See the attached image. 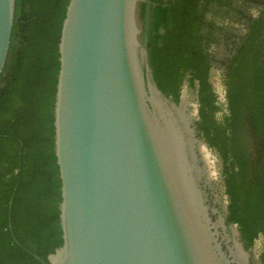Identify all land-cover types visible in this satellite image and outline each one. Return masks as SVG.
<instances>
[{
	"label": "water",
	"instance_id": "water-1",
	"mask_svg": "<svg viewBox=\"0 0 264 264\" xmlns=\"http://www.w3.org/2000/svg\"><path fill=\"white\" fill-rule=\"evenodd\" d=\"M143 1L67 7L54 110L63 245L47 264H251L205 197L182 96L176 104L154 79ZM15 8L0 0V77Z\"/></svg>",
	"mask_w": 264,
	"mask_h": 264
},
{
	"label": "trees",
	"instance_id": "trees-1",
	"mask_svg": "<svg viewBox=\"0 0 264 264\" xmlns=\"http://www.w3.org/2000/svg\"><path fill=\"white\" fill-rule=\"evenodd\" d=\"M70 1L16 0L0 77V264H47L63 245L54 110ZM138 17L158 88L176 104L186 84L197 94L195 126L220 160L227 224L252 249L264 241V0H144ZM214 46L231 50L224 105Z\"/></svg>",
	"mask_w": 264,
	"mask_h": 264
},
{
	"label": "rangeland",
	"instance_id": "rangeland-1",
	"mask_svg": "<svg viewBox=\"0 0 264 264\" xmlns=\"http://www.w3.org/2000/svg\"><path fill=\"white\" fill-rule=\"evenodd\" d=\"M241 32V31H239ZM243 32V31H242ZM214 54V76L213 81L216 88V91L219 95V104L224 105L226 103L225 96V86H224V65L225 62L229 61L231 56V50L225 49L222 46H214L213 47ZM226 66V65H225ZM184 103V106L182 104ZM198 98L196 92L192 91L189 85H184L182 90V103L180 106V113L185 118L191 122V127L195 129L196 137L207 146L208 150V160L205 162L199 153V148H196V153L198 158L195 159V165L198 170V175L200 177L202 189L205 191V197L212 208V212L215 213V220L218 221L219 218H223L226 222L227 217V196L225 194V187L223 183V179L221 177L220 171V160L217 153L209 148L206 142L200 137L197 133L196 129V121L198 120ZM208 164V165H207ZM227 233L232 237L233 229H236L238 232L239 229L235 225H227ZM222 227V226H220ZM222 229V228H220ZM240 238V237H239ZM264 241L263 238L260 237L254 247L247 251L249 258L248 261L251 264H260V255L263 251Z\"/></svg>",
	"mask_w": 264,
	"mask_h": 264
},
{
	"label": "bare ground",
	"instance_id": "bare-ground-1",
	"mask_svg": "<svg viewBox=\"0 0 264 264\" xmlns=\"http://www.w3.org/2000/svg\"><path fill=\"white\" fill-rule=\"evenodd\" d=\"M160 103H162V100L160 99ZM182 106H184V103L182 104ZM180 110V108H179ZM180 113V112H178ZM181 114V113H180ZM190 123V122H189ZM188 138H189V146L192 152V155L195 159L198 158L197 153H196V148H199V153H201V156L203 158V160L206 162L208 160V150H207V146L204 145V143L202 141H200L196 135L194 134L193 129L191 130L190 126L188 125ZM208 165V164H207ZM217 224L219 226L223 225V220L221 218H219V220L217 221ZM233 238L235 242H239V232L236 229H233Z\"/></svg>",
	"mask_w": 264,
	"mask_h": 264
}]
</instances>
